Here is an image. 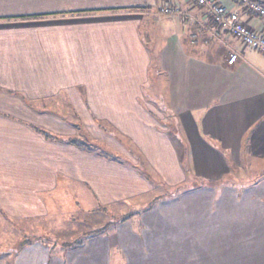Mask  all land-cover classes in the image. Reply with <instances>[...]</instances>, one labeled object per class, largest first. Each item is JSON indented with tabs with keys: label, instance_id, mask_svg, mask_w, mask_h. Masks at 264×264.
Wrapping results in <instances>:
<instances>
[{
	"label": "crops",
	"instance_id": "0c3cea01",
	"mask_svg": "<svg viewBox=\"0 0 264 264\" xmlns=\"http://www.w3.org/2000/svg\"><path fill=\"white\" fill-rule=\"evenodd\" d=\"M216 1L238 6L236 0ZM162 4L188 11L190 19L161 15L155 21L151 10ZM35 15L53 17H29ZM240 17L264 33L259 17L243 9ZM209 19L192 0H0V224L44 217L64 202L124 207L125 199L162 195L167 190L161 187L186 181L184 153L187 173L202 180L169 198L183 206H165L166 218L150 201L110 225L113 241L96 236L56 252L36 243L12 264H109L114 243L123 264H264V172L249 177L257 168L250 162H264V54L226 31L219 39L199 37L200 24ZM155 23L168 27L157 63L168 81L169 117L143 100L142 88L145 93L156 80L143 49V26ZM45 27L69 36L43 40ZM228 49L239 52L233 64L226 62ZM60 98L77 114L116 124L138 156L129 144L125 152L116 146L121 159L79 147L76 128L55 114ZM43 99L56 111L27 103ZM66 127L73 130L70 140ZM233 178L237 182H229ZM134 218L139 233L132 232ZM205 221L207 231L194 230Z\"/></svg>",
	"mask_w": 264,
	"mask_h": 264
},
{
	"label": "rangeland",
	"instance_id": "374dc122",
	"mask_svg": "<svg viewBox=\"0 0 264 264\" xmlns=\"http://www.w3.org/2000/svg\"><path fill=\"white\" fill-rule=\"evenodd\" d=\"M169 7L174 9L177 6H171L169 4L157 5L151 10L152 17L154 16L155 21L157 18H160V14L157 11V8ZM180 8V7H179ZM182 9V8H181ZM184 10V9H182ZM125 11V10H120ZM119 12V11H116ZM70 12H66L68 14ZM56 16V15H55ZM168 16V15H166ZM170 16V15H169ZM41 17H53V15H45ZM10 19V18H7ZM15 19V18H14ZM21 19V18H20ZM154 25V24H153ZM144 32L142 34L143 49L147 54V58L150 64V73L151 76L156 74V80L151 78L150 84L148 87H145L143 90V100L147 103H150L152 109L154 111H158V115L161 112L168 116L169 111L167 107L165 108V103L169 100V88L166 86L167 77L166 74L160 69L159 64L157 63V59L159 58L161 48H162V35L163 33H167L163 30H168V27L163 26V24L158 25L155 23V26H146L144 27ZM50 30V34L48 35L45 31ZM157 29V30H156ZM159 31V32H157ZM192 33V32H191ZM19 36L21 34H18ZM67 38L69 36V31H56L52 27L41 28L40 37L43 40H48L49 37L59 38V37ZM19 39V38H18ZM15 41V40H13ZM132 51V50H130ZM157 66H159V72H157ZM13 68L17 67V65H12ZM55 98V97H53ZM55 100V99H53ZM61 103L59 105L57 112L55 113L57 117L64 120V122L68 123V126H73L76 128V139L75 141L78 143H85L90 146V149L98 154L104 155H114V159H121L118 151L115 149L118 147L120 152H125V144L131 146L133 150H131V154L133 157L138 156L136 152L137 149L135 146L125 138V135L121 134L116 124H110L108 119L105 116H100L95 118L90 113L77 114L75 113V109L70 105V102L65 101L66 99L60 98ZM30 106H34L35 108L41 109L43 106L47 105L48 108L55 110V107L49 103L48 100H37L27 102ZM55 103V102H54ZM46 107V108H47ZM56 111V110H55ZM12 115V114H11ZM22 117H28L29 114H20ZM14 116V115H13ZM20 116V117H21ZM117 116V115H115ZM169 117V116H168ZM19 119V118H18ZM125 120V117L124 119ZM172 120V119H171ZM167 120L165 123H168ZM172 123V121H170ZM62 123V122H61ZM65 124V123H63ZM164 126V123H162ZM69 126V127H70ZM66 135L64 136L66 140L72 139L74 135H71L73 130L69 131L67 127L65 128ZM174 130V128L172 129ZM126 140V141H125ZM126 142V143H125ZM188 148V146H187ZM135 154V156L133 155ZM137 159V158H136ZM140 160V159H139ZM123 162V161H122ZM124 163V162H123ZM145 163V164H144ZM142 167L146 166L149 168L148 164L144 162ZM181 166L183 168L184 173L187 175V179L184 183H182L179 187H161L162 190L165 191L164 194L158 195L154 193H148L141 197L130 198L129 200L125 199V206L120 207L119 205L112 204L108 207H95V204L92 206L91 202H86L83 200V203H79L78 207H74L70 203L64 202L65 204H61V209H55L50 214L41 217V218H33V219H23V220H15L16 222L2 219V224H0V264H12V260L17 253H20L23 248L31 247L36 243H42L47 245L50 248V251L57 250L63 251L66 249H75L80 248V246H85L88 244L91 238L96 236H87L91 231L94 230H102L105 229V232L102 237L111 236V226H115L118 221H121V218L125 216L126 213L131 212L132 210L143 209L146 203H149V207H152L153 210H157V213L166 218L170 210L165 207L170 203L174 206H183L181 204L182 201L179 199L178 203H175L173 200L171 201L169 198L174 196L175 194H179L182 192H188L193 189L196 185L201 184L202 180L200 178H193L191 174L188 172L189 162L187 161V154H183V160L181 162ZM249 163V162H247ZM246 163V164H247ZM251 165L257 166L255 169L250 172H247V176L253 177V175L257 176L264 172V162H250ZM152 171V170H151ZM150 171V172H151ZM154 175V178L157 180L159 178V174L156 171L151 172ZM160 179V178H159ZM160 181V180H159ZM228 181V178L226 179ZM229 182L234 183L237 182V179L233 178L229 180ZM196 184V185H195ZM74 188L73 185H69V190L72 191ZM78 192V190H76ZM74 192V191H73ZM82 194V193H81ZM177 194V195H178ZM85 194H82V198L87 199ZM176 195V197H177ZM167 200L165 203H161V201ZM129 202V203H127ZM174 202V203H173ZM78 203V202H77ZM159 203V204H158ZM193 203V202H192ZM215 202L210 207L211 213L215 210ZM158 204V205H157ZM163 204V205H162ZM166 204V205H165ZM157 205V209H154ZM163 206V207H161ZM5 217V216H4ZM132 232L139 233L141 228L139 227V221L137 218H134L130 221ZM200 222H196L194 225V230L197 231H207V221L204 224L201 223L199 227H195ZM111 225V226H110ZM177 231H184L181 229V225H177ZM128 228V227H127ZM127 230V229H126ZM151 230V229H150ZM176 231V230H175ZM114 237L110 239L113 241ZM81 242L82 245H69L74 242ZM111 258L109 264H123L121 263V259H119L118 253V244L114 243L110 245ZM50 252V253H51ZM54 253V252H53ZM32 260V259H31Z\"/></svg>",
	"mask_w": 264,
	"mask_h": 264
},
{
	"label": "built area",
	"instance_id": "2783aa9c",
	"mask_svg": "<svg viewBox=\"0 0 264 264\" xmlns=\"http://www.w3.org/2000/svg\"><path fill=\"white\" fill-rule=\"evenodd\" d=\"M196 5L205 9L209 15V22L200 24L199 37L208 33L211 37L219 39L222 32H228L237 39L242 46H248L264 54V33L252 28L240 17V10H244L250 16H257L264 23V2L263 0H236L238 6L228 8L216 0H192ZM160 15L181 16L185 20L190 19L188 11L179 7L174 9L169 7L157 8ZM193 39L196 37L192 36ZM239 56V52L228 49L226 62L233 64Z\"/></svg>",
	"mask_w": 264,
	"mask_h": 264
},
{
	"label": "trees",
	"instance_id": "16d2710c",
	"mask_svg": "<svg viewBox=\"0 0 264 264\" xmlns=\"http://www.w3.org/2000/svg\"><path fill=\"white\" fill-rule=\"evenodd\" d=\"M82 12V11H81ZM30 18H37V17H41L40 15H35V16H29ZM7 18H11V17H7ZM6 18V19H7ZM38 131H39V129H37ZM41 133H43L42 131H41ZM45 133V132H44ZM43 133V134H44ZM44 135H46L47 137H48V134L47 133H45ZM75 139V138H74ZM72 143H75V142H73V141H71ZM79 147H81V148H84V149H86L87 151H92L91 149H90V146L89 145H87V144H85V143H83V142H81V143H76ZM105 156H110V155H107V154H104ZM139 211V210H138ZM134 212L133 211H131V212H128V213H126L125 214V216H123L122 218H121V221H123V220H127V219H129V217H131V215L133 214ZM105 232V229H102V230H94V231H91V233H89L87 236H97V235H102L103 233ZM77 245V244H80V245H82L81 244V242H74V243H71V244H69V245Z\"/></svg>",
	"mask_w": 264,
	"mask_h": 264
},
{
	"label": "water",
	"instance_id": "95a60500",
	"mask_svg": "<svg viewBox=\"0 0 264 264\" xmlns=\"http://www.w3.org/2000/svg\"><path fill=\"white\" fill-rule=\"evenodd\" d=\"M264 1V0H263Z\"/></svg>",
	"mask_w": 264,
	"mask_h": 264
}]
</instances>
